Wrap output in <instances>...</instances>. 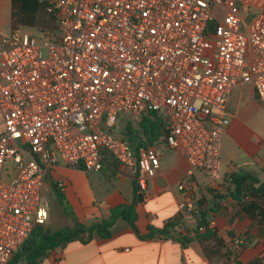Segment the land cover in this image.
I'll return each mask as SVG.
<instances>
[{
    "label": "built area",
    "instance_id": "1",
    "mask_svg": "<svg viewBox=\"0 0 264 264\" xmlns=\"http://www.w3.org/2000/svg\"><path fill=\"white\" fill-rule=\"evenodd\" d=\"M46 1L58 33L44 43L20 26L0 29V264L50 222L46 173L57 164L100 171L109 153L149 196L161 151L136 152L116 132L119 116H161L167 146L189 162L178 182L184 209L200 216L197 170L228 193L220 181L230 92L250 84L264 106V9L246 22L238 0Z\"/></svg>",
    "mask_w": 264,
    "mask_h": 264
},
{
    "label": "crops",
    "instance_id": "2",
    "mask_svg": "<svg viewBox=\"0 0 264 264\" xmlns=\"http://www.w3.org/2000/svg\"><path fill=\"white\" fill-rule=\"evenodd\" d=\"M7 1L11 4L12 18V0H0V8ZM238 3L246 22L264 9V0H238ZM248 93L257 97L253 86L238 83L228 96L231 122L222 136L220 181L228 188V193H217L204 172L197 170L194 176L201 212L206 214L209 222L215 223L218 234L225 239L224 250L232 251L230 264H236V260L247 263L257 257L264 263V225L252 220L239 200L232 197L235 184L229 179L234 165L237 173L248 171L260 183L264 182V149L260 146L250 149L240 144V118L236 110ZM261 144L264 146V139ZM158 147L161 166L149 181V196H144L142 202L137 201V231L127 220L119 218L111 229V236L95 235L88 242H69L53 250L39 264H226L223 257H208L197 239L184 247L175 237L160 233L168 222L179 218L176 230L183 235L195 236L198 216L184 209L186 194L178 188V182L189 168L187 156L166 143ZM46 181L48 192L56 183L65 202L74 206V217L62 209L56 223L59 228L108 218L112 208L133 202L137 182L131 169L112 158L106 159L100 171L57 164L47 169ZM53 216L52 208V224ZM152 229L154 233L150 236Z\"/></svg>",
    "mask_w": 264,
    "mask_h": 264
},
{
    "label": "trees",
    "instance_id": "3",
    "mask_svg": "<svg viewBox=\"0 0 264 264\" xmlns=\"http://www.w3.org/2000/svg\"><path fill=\"white\" fill-rule=\"evenodd\" d=\"M46 0H12V29L19 25L33 26L37 20L39 12L48 13L46 10ZM50 14V13H48ZM50 20L55 23L56 17L50 14ZM213 25H211L212 28ZM165 128L161 116L150 111L144 115V121L140 127L133 126V122H129L124 128L123 135L129 136L130 143L136 152L142 147L151 145H162L165 141ZM106 159L112 158L111 154L105 153ZM231 181L235 184V189L231 195L234 199L239 200L242 209L249 217L260 225H264V182L260 183L258 178L248 171L240 173H232ZM60 201L65 202L63 193L59 186L54 183ZM140 190L138 182L134 187V200L130 204H122L111 209L108 218L94 220L91 224L76 222L75 225H65L62 228L53 229L45 226H38L23 244L20 250L12 257L8 264H18L25 262L26 264H39L43 258L47 257L56 248L72 241L88 242L93 236L97 235L107 238L112 234V227L119 218L127 220L130 225L137 231L136 221L138 218L137 201ZM262 198L261 200H259ZM66 212H68L66 210ZM70 214V212H68ZM179 218L167 223L164 229L160 230L164 236L175 237L180 243L186 247L194 239H197L203 246L208 257H223L226 264H230L232 251L224 250L226 241L221 237L216 228L210 227L206 214L201 212L198 216V226L195 236H187L176 230ZM200 226H205L204 231H200ZM154 230H151L152 236ZM236 264H264L262 258H254L250 262L236 260Z\"/></svg>",
    "mask_w": 264,
    "mask_h": 264
},
{
    "label": "rangeland",
    "instance_id": "4",
    "mask_svg": "<svg viewBox=\"0 0 264 264\" xmlns=\"http://www.w3.org/2000/svg\"><path fill=\"white\" fill-rule=\"evenodd\" d=\"M215 15L218 21L222 22L224 17L223 7L217 6L215 10ZM1 17V29L5 33H10L12 30V18H11V4L9 1L3 3L0 8ZM25 31L35 35L42 43L45 41L46 33H58L57 21L52 22L50 20V14L39 12L37 14V20L33 26H23L19 25ZM237 113L240 118V144L245 145L250 149H257L259 146L264 149L261 140L264 139V106L261 104L259 99L249 93L243 97L240 101L239 107L237 108ZM144 121V115L138 121H133L125 115L119 116L118 123L116 124V132L118 134H123L124 128L129 122H133V126L138 128ZM48 200L50 202V213L52 214L53 208V224L50 222L45 225V227L58 229L59 226L56 223L59 222V216L63 212L62 209L70 212L71 216L74 217V206L69 203H62L60 198L54 188H50L48 192ZM70 221V220H69ZM60 225V224H59ZM64 227V226H62ZM60 227V228H62ZM18 264H26L25 262H20Z\"/></svg>",
    "mask_w": 264,
    "mask_h": 264
},
{
    "label": "water",
    "instance_id": "5",
    "mask_svg": "<svg viewBox=\"0 0 264 264\" xmlns=\"http://www.w3.org/2000/svg\"><path fill=\"white\" fill-rule=\"evenodd\" d=\"M138 188H139V185H138ZM143 199H144V194H143V192H140V193L138 194V202H142Z\"/></svg>",
    "mask_w": 264,
    "mask_h": 264
}]
</instances>
